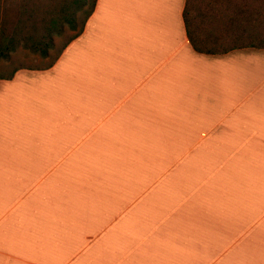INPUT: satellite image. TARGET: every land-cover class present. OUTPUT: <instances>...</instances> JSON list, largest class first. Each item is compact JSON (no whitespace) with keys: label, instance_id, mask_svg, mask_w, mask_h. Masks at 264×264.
<instances>
[{"label":"crops","instance_id":"1","mask_svg":"<svg viewBox=\"0 0 264 264\" xmlns=\"http://www.w3.org/2000/svg\"><path fill=\"white\" fill-rule=\"evenodd\" d=\"M188 1L96 0L0 75V264H264V46Z\"/></svg>","mask_w":264,"mask_h":264},{"label":"rangeland","instance_id":"2","mask_svg":"<svg viewBox=\"0 0 264 264\" xmlns=\"http://www.w3.org/2000/svg\"><path fill=\"white\" fill-rule=\"evenodd\" d=\"M36 2L40 7L51 4L48 0ZM187 12L195 37L198 38L197 43L202 49L211 46L214 33L222 36V39L217 40L219 47L264 46V0H189ZM78 15L75 28L65 27L62 34L53 37V47L47 56L18 47L9 59L0 61V75H9L20 67L49 65L67 40L78 31L82 12ZM183 178L192 179L194 176L188 174L183 175Z\"/></svg>","mask_w":264,"mask_h":264},{"label":"trees","instance_id":"3","mask_svg":"<svg viewBox=\"0 0 264 264\" xmlns=\"http://www.w3.org/2000/svg\"><path fill=\"white\" fill-rule=\"evenodd\" d=\"M48 1L49 6L40 7L36 0H0V61L9 59L18 47L47 56L53 47V37L62 34L65 27L75 28L78 14L82 12L78 31L64 47L82 30L96 3V0Z\"/></svg>","mask_w":264,"mask_h":264}]
</instances>
